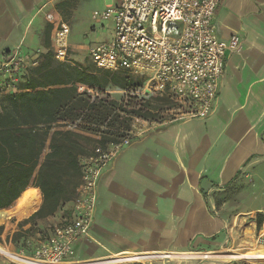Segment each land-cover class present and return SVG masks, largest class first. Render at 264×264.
I'll use <instances>...</instances> for the list:
<instances>
[{
  "label": "crops",
  "instance_id": "obj_1",
  "mask_svg": "<svg viewBox=\"0 0 264 264\" xmlns=\"http://www.w3.org/2000/svg\"><path fill=\"white\" fill-rule=\"evenodd\" d=\"M112 1L101 0L91 12L107 9ZM77 2L0 0V57L20 43L28 54L38 47L50 49L54 28L48 16L63 17L68 44L76 46L70 32L78 19ZM97 20L109 23V39L102 41L108 42L112 23ZM88 25L84 30L94 29ZM213 26L219 38L238 36L241 47L226 53L210 113L162 120L121 148L99 175L89 234L74 243L65 264H105L110 259L138 264H236L232 260L250 259L264 264V246L232 247L245 220L250 219L248 229L254 230V217L264 215V0H220ZM26 83L25 77L19 79L13 94L33 92ZM32 181L25 189L39 191L36 208L8 224L14 219L15 232L43 221L35 236L40 230L44 235L49 226L45 221L69 203L62 200L52 215L22 224L42 203Z\"/></svg>",
  "mask_w": 264,
  "mask_h": 264
},
{
  "label": "built area",
  "instance_id": "obj_2",
  "mask_svg": "<svg viewBox=\"0 0 264 264\" xmlns=\"http://www.w3.org/2000/svg\"><path fill=\"white\" fill-rule=\"evenodd\" d=\"M220 0H113L103 11H93V19L112 23L108 42L85 45L92 63L101 70L139 76L141 85L127 89L135 100L167 102L166 111L175 117L206 116L211 111L227 52L241 47L238 36L227 39L216 35L213 19ZM48 18H51L48 16ZM69 26L59 20L50 49L38 47L25 53L22 44L0 57V95L13 93L15 84L44 53L57 62L68 63ZM83 86V91L90 87ZM157 112V111H156ZM159 120L132 115L125 135L116 142L97 144L89 154L77 158L80 168L65 215L36 244L27 243L30 253L14 249V257L1 253L9 264H65L73 255V245L88 236L94 220L97 181L102 169L130 140L155 128ZM105 264H138L114 261ZM113 262V263H112Z\"/></svg>",
  "mask_w": 264,
  "mask_h": 264
},
{
  "label": "trees",
  "instance_id": "obj_3",
  "mask_svg": "<svg viewBox=\"0 0 264 264\" xmlns=\"http://www.w3.org/2000/svg\"><path fill=\"white\" fill-rule=\"evenodd\" d=\"M43 58L25 76L26 88L33 92L0 95V208L13 205L0 213V223L5 222L6 226L11 217L27 216L36 208L39 191L25 189L32 177V184L41 192L42 203L22 224L52 215L60 201L71 198L80 176L79 155L89 154L97 144L104 146L121 139L129 127L130 116L147 119L157 116V104L151 101L129 98L125 103L104 92L92 97L77 89V84L99 91L108 84L123 89L140 86V81L122 72L52 63L50 52ZM70 124L97 136L96 139L57 128ZM91 143L94 145L89 150ZM70 178H78L71 188ZM261 219L256 221L257 226ZM30 231L31 226L19 231L22 244L17 250L27 254L30 253L27 243L34 240Z\"/></svg>",
  "mask_w": 264,
  "mask_h": 264
},
{
  "label": "rangeland",
  "instance_id": "obj_4",
  "mask_svg": "<svg viewBox=\"0 0 264 264\" xmlns=\"http://www.w3.org/2000/svg\"><path fill=\"white\" fill-rule=\"evenodd\" d=\"M101 0H79V2H77L76 5V15L78 17V19H76L75 21H73L72 23V30L70 32V38H72V40H75L77 42V45H73V43H71L72 41H70V46H69V59L72 63H74L75 65H81L82 67H90V68H96L98 69L90 60V58L88 57V55L85 52L84 46L85 45H89L92 44L94 42H102L104 40H108L109 36H110V27H108V22L105 21H100L97 19H93L91 18V10L97 8L98 6H100ZM91 12V13H90ZM61 19H63V17H60ZM60 18H50L49 20L52 21V25L53 28L55 30V25L57 23V21L60 20ZM79 20V21H78ZM94 26V29H88V30H84L85 27H89V25ZM87 25V26H86ZM83 45V47H82ZM51 53V52H50ZM45 54V53H44ZM43 54V55H44ZM42 55V59L40 61H44ZM52 55V54H51ZM51 62L52 63H58L55 59H53V57L51 58ZM121 75V74H120ZM130 77V76H128ZM135 78L132 77V79L136 80V81H140L141 79L139 76H134ZM80 88V92H85L89 95H91L92 97H95L97 95H100V92H104L106 95H108L110 98L120 101L123 100L125 103L129 100V98H132L129 96L128 94V90L129 88H131L130 86L126 88H119L117 86H114L112 84H108L106 87H104L101 91H99L97 88H90L89 91H83V86H78ZM134 99V98H133ZM151 101L153 104H157V116L155 118V120H168V119H172L175 117L174 114H171L169 112L166 111L167 108V102L161 101L160 103L155 101V100H149ZM75 124H70L65 126V129H70L72 131H75L77 133H81L83 135L89 136L93 139H96L97 136L95 135H91V134H87L85 132H82L78 129H75L74 127ZM94 145V143H91L88 146V149L90 150L91 147ZM75 181H77L76 178H70L69 179V183L70 185H72ZM247 200V199H244ZM32 212V211H31ZM65 215V210H62V208L58 209L56 216L53 215L52 219L49 220V222L45 221V225H49V227H52V225L57 224V219L61 216L63 217ZM16 216H13L11 218H14ZM25 217V216H24ZM24 217H16L18 219H22ZM261 218L260 214H256V216L254 217V221L256 223V221ZM38 219H34L31 220L30 222L36 221ZM262 222L259 224V226L256 225V228L254 230L248 229L249 226V222L250 219L245 220V228L242 231H239L238 237L236 239V245H233L232 247H236L238 249L241 250H246L247 248H255L258 246H264V229H261L262 223L264 221V215H262ZM13 225L12 226H7L5 227L4 225H2V229L0 230V245H4L9 247V249L5 248L4 246V251L0 252V264H9V261L7 260V258H5L1 253H3L4 255H6L9 258L12 259H16L19 261H22L20 257H14L13 251L14 249H18L19 247H21L22 244V240L20 239V235L21 232L15 231L14 232V219L11 222ZM38 225H43V221H41V224L37 223V221L35 222V224H31V235H33L34 240L32 239V243L33 245L36 244V236H35V228L39 226ZM44 226V225H43ZM40 229V228H39ZM18 233V234H15ZM230 242V240H229ZM255 254H257V252H255ZM235 261L236 264H255V261L253 260H232Z\"/></svg>",
  "mask_w": 264,
  "mask_h": 264
},
{
  "label": "bare ground",
  "instance_id": "obj_5",
  "mask_svg": "<svg viewBox=\"0 0 264 264\" xmlns=\"http://www.w3.org/2000/svg\"><path fill=\"white\" fill-rule=\"evenodd\" d=\"M3 251H4V247L2 245H0V252H3ZM255 263L258 264V261L256 260Z\"/></svg>",
  "mask_w": 264,
  "mask_h": 264
}]
</instances>
